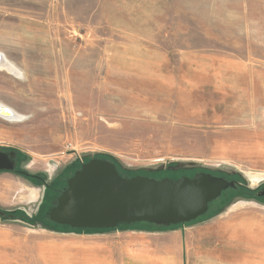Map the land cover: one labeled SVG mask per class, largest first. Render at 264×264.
I'll list each match as a JSON object with an SVG mask.
<instances>
[{"label": "rangeland", "instance_id": "obj_1", "mask_svg": "<svg viewBox=\"0 0 264 264\" xmlns=\"http://www.w3.org/2000/svg\"><path fill=\"white\" fill-rule=\"evenodd\" d=\"M0 59V152L40 180L0 172V264H264V0H0ZM100 158L238 186L184 225L39 220Z\"/></svg>", "mask_w": 264, "mask_h": 264}, {"label": "water", "instance_id": "obj_2", "mask_svg": "<svg viewBox=\"0 0 264 264\" xmlns=\"http://www.w3.org/2000/svg\"><path fill=\"white\" fill-rule=\"evenodd\" d=\"M14 157V153L0 152V172L15 171ZM237 186L207 173L177 179L125 178L111 162L91 159L67 180L47 217L53 224L76 230L132 224L178 226L203 217L209 204ZM253 195L264 198V190Z\"/></svg>", "mask_w": 264, "mask_h": 264}, {"label": "trees", "instance_id": "obj_3", "mask_svg": "<svg viewBox=\"0 0 264 264\" xmlns=\"http://www.w3.org/2000/svg\"><path fill=\"white\" fill-rule=\"evenodd\" d=\"M100 159H102V160H107V161H109V162H111L115 167H116V170H117V172L119 173V175L120 176H122V177H125V178H132V177H134V176H137V175H141V176H146L145 174H140V173H131V172H125L121 167H119L118 166V164L115 162V161H113L112 159H110V158H100ZM14 173H16V174H18V175H23V176H25L27 179L28 178H34V177H29V176H27V175H25L24 173H19L17 170L16 171H14ZM212 176H217V177H223L225 180H227V181H232V180H228L225 176H218V175H212ZM67 182V181H66ZM65 185H66V183H65ZM66 187V186H65ZM235 188H233V189H228L227 191H225L226 193H225V195L227 194V192H230V193H234V190ZM239 191H241V192H237V193H239L240 195H251V193H253L254 191H247V190H245V189H243V188H240V190ZM53 193H54V196H56L55 198L57 199V197L59 196V194L61 193V192H59L58 190H56V191H52ZM247 192V193H246ZM251 192V193H250ZM217 201V200H216ZM215 202V201H214ZM214 202H212L211 204H209V207L214 203ZM16 213V215L18 216V217H21V216H23L20 212H15ZM44 219H46V223H49V224H51V225H55V226H59V225H56V224H53V223H51L49 220H48V217H47V215L45 214L44 216H42V217H40L39 218V220H41V221H43ZM32 223V222H31ZM133 225H137V224H132V225H120V226H118L117 228H121V227H128V226H133ZM184 225V224H183ZM151 226H153V225H151ZM60 227V226H59ZM61 227H63V228H66V229H69V230H72V231H114L115 229H107V230H76V229H71V228H69V227H64V226H61ZM116 228V229H117Z\"/></svg>", "mask_w": 264, "mask_h": 264}, {"label": "bare ground", "instance_id": "obj_4", "mask_svg": "<svg viewBox=\"0 0 264 264\" xmlns=\"http://www.w3.org/2000/svg\"><path fill=\"white\" fill-rule=\"evenodd\" d=\"M0 69L6 70L7 72H13L14 71V67L10 64V62L8 63L5 60H1L0 59ZM132 72V71H131ZM16 73V71H15ZM0 117L6 119V120H22L21 116L16 115V113H14L11 109L0 105ZM166 254V253H165ZM165 260L163 261V264H174L173 259L170 258H164Z\"/></svg>", "mask_w": 264, "mask_h": 264}, {"label": "flooded vegetation", "instance_id": "obj_5", "mask_svg": "<svg viewBox=\"0 0 264 264\" xmlns=\"http://www.w3.org/2000/svg\"><path fill=\"white\" fill-rule=\"evenodd\" d=\"M182 177H188V178H192L191 176H189V175H184V176H182ZM33 180H38L36 177H34V178H32ZM38 181H40V180H38ZM262 190H264V187H262V188H259V189H257V191H255V192H259V191H262ZM254 192V193H255ZM44 195H46V192L44 193ZM1 214H2V212H1Z\"/></svg>", "mask_w": 264, "mask_h": 264}]
</instances>
